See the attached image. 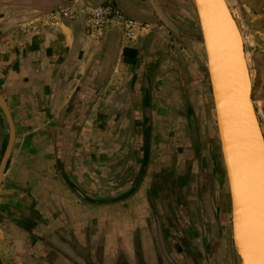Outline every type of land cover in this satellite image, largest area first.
<instances>
[{"label": "crops", "instance_id": "obj_1", "mask_svg": "<svg viewBox=\"0 0 264 264\" xmlns=\"http://www.w3.org/2000/svg\"><path fill=\"white\" fill-rule=\"evenodd\" d=\"M70 1L0 0V95L15 130L0 186V264H170L169 259L191 264L183 253L203 244L207 259L199 256L198 264L218 263L221 252L212 259L208 254L210 246L218 245L208 237L211 214L214 217L208 185L221 171L213 159L215 154L220 160L215 140H202L199 128L187 125V153L168 144L176 127L170 131L160 126L179 117L168 108L179 99L178 86L183 117L187 119L186 102L194 110L183 78L187 72L197 76L200 68L193 56L197 40L188 38L182 49L171 43L164 28L157 26L160 20L152 2L167 20L183 3L185 10L179 14L194 27L191 0L188 8L187 0H113L111 5L127 18L144 24L135 40L124 37L118 21L96 40L86 33L82 16L72 21L51 16L70 8ZM107 1L83 0L91 5ZM147 37L148 55L160 52L162 60L150 89L146 173L127 199L108 206L87 204L68 183L108 199L128 189L139 166L130 87ZM173 50L184 61H177ZM8 138L0 110V162ZM160 175L172 199H182L174 211L179 221L175 228L158 209V193L165 188ZM172 184L175 189H170Z\"/></svg>", "mask_w": 264, "mask_h": 264}, {"label": "water", "instance_id": "obj_2", "mask_svg": "<svg viewBox=\"0 0 264 264\" xmlns=\"http://www.w3.org/2000/svg\"><path fill=\"white\" fill-rule=\"evenodd\" d=\"M108 0L101 5H91L83 0H71V9L101 10L112 4ZM153 1V0H152ZM200 38L184 35L170 25L160 8L153 1L154 11L160 22L172 33L199 40L206 57L205 73L209 79L217 125L222 164L213 155L218 180L211 188V205L222 236L227 233V216L220 210L222 190L228 185L230 199V224L235 264H264V134L252 100L253 85L251 57L245 51L244 39L226 0H191ZM150 37H147L140 53L131 82V115L135 145L139 153V166L128 183V189L120 195L98 199L81 191L74 183H68L70 191L81 201L94 206H108L127 199L138 188L149 162L151 146L150 89L162 60V53L148 55ZM0 110L8 125V143L0 162V186L6 171L14 142V125L3 97ZM186 118L194 123L192 105L186 102ZM196 131V127L190 125ZM215 139L213 138L212 141ZM162 251H166L160 232ZM226 249V241L221 239ZM169 259V258H168ZM170 264H173L170 261Z\"/></svg>", "mask_w": 264, "mask_h": 264}, {"label": "rangeland", "instance_id": "obj_3", "mask_svg": "<svg viewBox=\"0 0 264 264\" xmlns=\"http://www.w3.org/2000/svg\"><path fill=\"white\" fill-rule=\"evenodd\" d=\"M226 1L228 3L230 10L234 12L239 29L242 33L244 39L245 51L251 57L250 65H251L252 85H253L252 100L264 134V0H226ZM182 4H180L181 8L180 7L175 8L176 12L175 10L172 9L171 12L167 14V16L169 17V20L167 21L170 23L172 27H174L180 33L184 35H188L190 37H196L197 39H199L200 38L199 33H194L191 31L190 21L188 20V18L186 20L185 16L183 15L180 16L179 14V12L183 13V11L185 10ZM188 4H189V0H187V8L189 7ZM168 9L170 8L165 7V10ZM192 21L194 25L193 28L195 27L198 28L197 16L193 3H192ZM139 24L144 26V24L142 23ZM157 26L160 28H164V31H166L165 33H167V35H169V37L171 38V43L180 44L181 49L184 48V45L186 43H189V41L187 40L188 38L172 33L163 25V23L159 22L157 23ZM197 42H198L197 45L198 49L196 50V52H198V54L196 52H193L194 54L193 56L195 57L194 62H196V64H199V68H200L199 72L197 76L196 75L192 76L190 72H187V74H185V77L183 78L184 81L186 78L185 82L188 83V88H189L188 92L190 97L192 98L195 121L194 123H189L188 120L183 117L184 107L181 97V90L177 84L179 90L178 91L179 99L175 105L169 104L168 108H171V110H176L179 117L177 116L176 120L171 118L170 122L167 123L162 122L160 126L161 128L170 131H172V128L174 129V127H176V135L171 137L173 140L168 142V144L172 146L174 145L175 147H180L183 150H187V153L189 152L190 149V140L188 137L187 125L189 127L190 125H192L193 127H196V129L199 128L202 140L208 141L210 137L215 139L216 151L220 159L219 162L220 164H222L223 162H222L221 151L218 142L217 125H216L215 112H214V106L211 95V88L209 84V79L205 73V69H206L205 52L202 43L199 40H197ZM173 54L175 55L177 61H184L182 55L179 56L177 51L173 50ZM195 140L198 141L197 138ZM170 151L171 152L173 151V147H171ZM158 178L159 180L163 181L162 186L165 187L163 188V190H161L158 193V198H157L159 203L158 209L160 213H163L162 217L163 218L166 217L165 221L170 222L174 228L175 225L173 224L177 223V227H178L179 221L174 214L175 207H177V202L176 200H174L175 197L172 199L173 192L169 191V185L168 183L164 182L163 175H160ZM211 188H212V184L210 182V184L208 185V189H210V192H211ZM170 189H175L173 184ZM181 200H182L181 198L178 199V202H180ZM209 202L211 203V198L209 199ZM220 210L221 212H224L227 216V220H228L227 233L225 236L221 235V233L219 232V227L216 222V219L213 217V214H211L210 231L208 232V237L210 238V242L213 241L214 243H218V245L212 247L213 245L211 244L212 246H210V250L208 251V254L210 256V259H212L211 256L215 255L219 257L220 252L222 253L218 260V263L214 262V264H235L233 248H232V238H231L230 199H229L227 182H225L223 186ZM169 211L171 214H168ZM194 219L197 221L196 216L194 217ZM212 225L215 226L211 227ZM192 234L193 236H195L194 232ZM187 236H189L188 233ZM221 239H224L226 241L225 250H223L220 245ZM205 248L206 247L204 244L191 246L190 252L186 251L183 253V255L186 256V258L190 259V261L193 260L191 264H198L197 260L199 256H202V259H204L206 255V259H207V252L205 251Z\"/></svg>", "mask_w": 264, "mask_h": 264}, {"label": "built area", "instance_id": "obj_4", "mask_svg": "<svg viewBox=\"0 0 264 264\" xmlns=\"http://www.w3.org/2000/svg\"><path fill=\"white\" fill-rule=\"evenodd\" d=\"M82 14L87 20L86 33L96 40H100L106 34L114 21L122 23L123 35L129 40H135L140 31L145 28L136 21L127 18L120 9L112 5L101 10L82 12ZM51 16L59 21H72L80 15L75 10L63 8L52 13Z\"/></svg>", "mask_w": 264, "mask_h": 264}, {"label": "bare ground", "instance_id": "obj_5", "mask_svg": "<svg viewBox=\"0 0 264 264\" xmlns=\"http://www.w3.org/2000/svg\"><path fill=\"white\" fill-rule=\"evenodd\" d=\"M107 6H111V5H107ZM112 6H113V5H112ZM68 9H71V8L68 7ZM72 10H74V9H72ZM75 11L79 12V15L82 16V17L85 19L86 24H87V20H86L85 16L82 14V12H83V13H84V12H90V11H94V10H93V9H88V8H83V9H75ZM56 12H58V11H56ZM137 23H138V22H137ZM209 84H210V83H209Z\"/></svg>", "mask_w": 264, "mask_h": 264}, {"label": "flooded vegetation", "instance_id": "obj_6", "mask_svg": "<svg viewBox=\"0 0 264 264\" xmlns=\"http://www.w3.org/2000/svg\"><path fill=\"white\" fill-rule=\"evenodd\" d=\"M111 5V4H110ZM178 199H180L179 197L178 198H174V200H176V202H177V207H179L180 205H182V203H181V201L180 202H178Z\"/></svg>", "mask_w": 264, "mask_h": 264}]
</instances>
